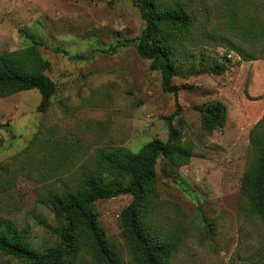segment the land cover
I'll use <instances>...</instances> for the list:
<instances>
[{
  "label": "rangeland",
  "instance_id": "rangeland-1",
  "mask_svg": "<svg viewBox=\"0 0 264 264\" xmlns=\"http://www.w3.org/2000/svg\"><path fill=\"white\" fill-rule=\"evenodd\" d=\"M162 1H180L194 17L192 38L177 42L173 79L182 105L174 124L192 156L185 165L158 159L149 222L180 239L170 264H264V219L241 191L255 160L251 130L264 118V0ZM252 25L255 38L243 34ZM144 28L133 0H0V53L37 40L57 84L45 112L36 89L0 98V231L38 252L57 245L62 221L46 201L49 191L75 186L100 150L137 152L167 139L163 116L177 109L176 97L138 54ZM218 103L224 124L206 129L203 118L216 120L209 109ZM106 180L127 181L112 173ZM133 199L123 193L95 202L124 264H141L123 233ZM79 263L97 264L86 251ZM0 264L35 263L0 250Z\"/></svg>",
  "mask_w": 264,
  "mask_h": 264
},
{
  "label": "trees",
  "instance_id": "trees-1",
  "mask_svg": "<svg viewBox=\"0 0 264 264\" xmlns=\"http://www.w3.org/2000/svg\"><path fill=\"white\" fill-rule=\"evenodd\" d=\"M145 21V28L136 44L138 54L150 60L151 70H160L164 91L174 93L177 109L163 116L168 128L167 139L154 138L146 142L137 152L120 146L97 153L95 168L85 171L73 187L49 191L46 201L52 205L56 218L62 221L54 232L60 242L42 252L29 247L22 239L11 237L0 231V250L35 264H80L82 252H88L97 264H124L123 258L108 241L101 228L95 202L128 193L134 199L130 205L131 218L123 228L133 254L141 264H170L174 249L180 239L156 231L149 222L154 213V200L158 197L156 165L158 159L174 161L178 165L188 164L192 147L182 141V130L174 124L181 114L182 105L178 94L180 86L173 79L178 74V41L192 38L194 17L180 1L133 0ZM243 34L255 38L260 32L248 26ZM29 46L0 53V98L18 92L36 89L41 94L38 110L45 112L52 105L51 97L57 89L56 82L47 75L50 62L39 49L37 40ZM250 59L249 56L245 57ZM225 70L218 65L214 72ZM225 106L216 104L209 109L212 117L203 118V125L211 129L215 124H224ZM251 142L255 160L246 170L241 191L252 211L264 219V118L251 130ZM118 174L126 178L125 183L113 185L106 180L107 174ZM13 231L14 226L9 225ZM7 230V231H8Z\"/></svg>",
  "mask_w": 264,
  "mask_h": 264
}]
</instances>
